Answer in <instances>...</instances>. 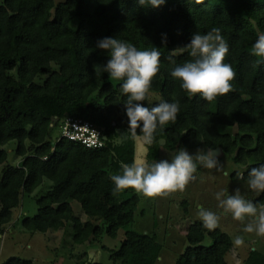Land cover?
Segmentation results:
<instances>
[{
  "label": "trees",
  "instance_id": "obj_1",
  "mask_svg": "<svg viewBox=\"0 0 264 264\" xmlns=\"http://www.w3.org/2000/svg\"><path fill=\"white\" fill-rule=\"evenodd\" d=\"M213 27L229 44L224 62L236 75L232 91L208 102L183 90L170 72L192 59L183 47L192 34ZM260 35L264 0H166L157 8L137 0H0V226L10 224L22 197L29 196L37 212L22 218L24 231H63L74 244L90 245L115 240L123 230L118 248L102 246L105 264H155L161 252L155 234L131 229L140 192L117 191L110 179L132 163L133 134L142 132L125 115L122 81L95 67L110 58L96 43L117 37L162 53L160 71L141 103L179 100L181 110L174 123L157 128L148 162L158 161L162 150L176 154L181 147L218 151L241 168L230 179L247 184L248 171L264 163V62L252 54ZM149 93L158 94L159 102L150 104ZM67 116L90 121L106 138L104 147L86 149L61 137L53 142L54 129ZM120 133L127 139L118 144ZM12 142L17 164L7 161L5 147ZM72 202L88 221L75 215ZM253 202L263 208L264 193ZM185 240L175 264H228L233 241L227 233L195 222ZM3 264L31 261L12 258ZM242 264H264V247L250 249Z\"/></svg>",
  "mask_w": 264,
  "mask_h": 264
},
{
  "label": "clouds",
  "instance_id": "obj_2",
  "mask_svg": "<svg viewBox=\"0 0 264 264\" xmlns=\"http://www.w3.org/2000/svg\"><path fill=\"white\" fill-rule=\"evenodd\" d=\"M166 0H137L142 7L157 8ZM166 34L162 41L166 42ZM189 50L192 59L171 69L170 75L180 81V86L187 93L199 94L204 100L211 102L218 96L233 90L231 81L235 78V70L230 63L224 62L229 53V44L221 33V29L213 27L205 34L193 33L190 41L183 45ZM96 48L110 53V58L103 65H96L100 74L107 73L111 78L122 81L121 88L127 94L125 115L132 129L140 128L142 135L133 134V139L141 145L142 155L133 159L131 164H123L121 174L110 177L117 191L133 188L145 196L153 197L165 192L183 190L195 179L199 166L217 169L219 161L213 151L192 153L185 147L178 149L169 159L148 162V148L154 143L158 127L169 122L174 123L181 110L179 100L161 101L149 107L144 103L146 94L151 88L153 78L160 71L161 51L152 46L151 49H139L135 44L117 37H104L97 41ZM252 54L262 58L264 62V35H260L252 45ZM169 61L175 64L170 56ZM227 175V173H225ZM244 179L243 173L239 174ZM247 184L257 195L264 193V163L252 167L248 171ZM216 199L225 212H230L236 220L243 221L253 217L243 231L255 232L264 236V211L258 210L253 200L245 198L237 188L229 194L227 189L216 193ZM198 217L208 230L218 227L220 216L206 208L198 209ZM234 243H244L237 235Z\"/></svg>",
  "mask_w": 264,
  "mask_h": 264
},
{
  "label": "rangeland",
  "instance_id": "obj_3",
  "mask_svg": "<svg viewBox=\"0 0 264 264\" xmlns=\"http://www.w3.org/2000/svg\"><path fill=\"white\" fill-rule=\"evenodd\" d=\"M148 98L150 104L160 100V96L156 93H149ZM60 136V130L54 129L53 142ZM134 147L135 157L142 155L141 145L135 142ZM14 149L13 142L5 147L8 154L7 161L10 164L19 162L14 156ZM187 150L192 153L207 152L204 148ZM213 152L219 161V170L199 166L194 174L195 179L183 190L165 192L153 197L145 196L140 192V202L131 229L140 234H155L156 241L161 246L160 256L155 264H175L187 245L185 240L187 227L195 222L202 223L198 217V209L201 207L217 213L220 220L216 229L232 238L233 247L226 258L228 264H242L250 249L263 251L264 236L243 231L244 226L253 222L254 218L236 220L230 212L224 211L216 199V193L224 189L231 194L238 188L240 193L250 200H254L259 195L249 189L247 184L232 181L229 177L231 173L240 171L241 168L220 152ZM174 155L162 150L159 160H170ZM39 190L32 195L37 194ZM71 206L81 221L89 220L77 202H72ZM258 210L263 211L264 207ZM36 212L35 201L32 197L24 196L20 206L13 211L10 224L0 226V264L12 258L29 260L31 264H105L108 258L102 246L109 249L118 248L124 238V231L120 230L115 240L104 238L99 244L76 245L72 242L70 234L65 235L63 231L30 234L22 229L21 220L24 217L34 216ZM237 235L244 240L240 246L234 243ZM204 243L208 245L210 240L206 238Z\"/></svg>",
  "mask_w": 264,
  "mask_h": 264
},
{
  "label": "built area",
  "instance_id": "obj_4",
  "mask_svg": "<svg viewBox=\"0 0 264 264\" xmlns=\"http://www.w3.org/2000/svg\"><path fill=\"white\" fill-rule=\"evenodd\" d=\"M58 129L61 138L80 144L86 149H101L104 147V139L100 130L90 121L67 116L61 121Z\"/></svg>",
  "mask_w": 264,
  "mask_h": 264
},
{
  "label": "water",
  "instance_id": "obj_5",
  "mask_svg": "<svg viewBox=\"0 0 264 264\" xmlns=\"http://www.w3.org/2000/svg\"><path fill=\"white\" fill-rule=\"evenodd\" d=\"M103 139L106 140L105 137H103ZM126 139H127V136L124 133H120V135L117 138V143L121 144ZM159 143H160V145H164V141L163 140H160Z\"/></svg>",
  "mask_w": 264,
  "mask_h": 264
}]
</instances>
